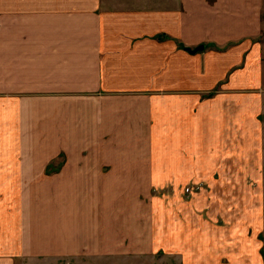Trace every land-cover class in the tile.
<instances>
[{
  "label": "crops",
  "instance_id": "0c3cea01",
  "mask_svg": "<svg viewBox=\"0 0 264 264\" xmlns=\"http://www.w3.org/2000/svg\"><path fill=\"white\" fill-rule=\"evenodd\" d=\"M260 4L0 0V264L141 251L143 185L255 90Z\"/></svg>",
  "mask_w": 264,
  "mask_h": 264
},
{
  "label": "rangeland",
  "instance_id": "374dc122",
  "mask_svg": "<svg viewBox=\"0 0 264 264\" xmlns=\"http://www.w3.org/2000/svg\"><path fill=\"white\" fill-rule=\"evenodd\" d=\"M260 7L263 33L256 38V62L249 71L256 82L264 76V0ZM256 82L253 93L239 96L236 115L221 117L228 124L232 120L233 131L216 139L190 136L186 153L171 155L176 164L179 157L184 160L180 168L174 164L184 178L163 174L152 190L143 185L142 205L148 208L142 213L146 242L141 251L122 257H32L17 264H264V89ZM223 102L213 107L226 106ZM178 170L173 172L180 175Z\"/></svg>",
  "mask_w": 264,
  "mask_h": 264
},
{
  "label": "water",
  "instance_id": "95a60500",
  "mask_svg": "<svg viewBox=\"0 0 264 264\" xmlns=\"http://www.w3.org/2000/svg\"><path fill=\"white\" fill-rule=\"evenodd\" d=\"M198 50H204V46L201 45V46L197 47L196 49H194V51L191 50V52H197Z\"/></svg>",
  "mask_w": 264,
  "mask_h": 264
}]
</instances>
